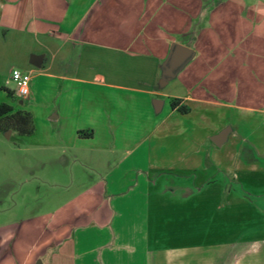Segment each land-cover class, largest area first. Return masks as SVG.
I'll return each mask as SVG.
<instances>
[{"label": "crops", "instance_id": "obj_1", "mask_svg": "<svg viewBox=\"0 0 264 264\" xmlns=\"http://www.w3.org/2000/svg\"><path fill=\"white\" fill-rule=\"evenodd\" d=\"M227 1L249 9L258 29H181L186 0H0V34L28 52L20 66L31 74L29 102L44 92L47 122L23 136L19 148L34 160L13 162L0 191L1 207L12 201L0 215V264H264V209L238 220L235 198L218 202L219 191H235L236 159L206 169L184 152L154 159L149 146L163 126L184 147L188 131L193 148L241 144L231 125L204 134L203 110L264 117V0ZM191 40L194 65L161 86L172 44ZM32 54H44L42 67ZM29 112L36 123L39 111ZM224 129L219 146L212 137ZM43 181L59 191L33 214ZM31 182L35 191L24 190Z\"/></svg>", "mask_w": 264, "mask_h": 264}, {"label": "rangeland", "instance_id": "obj_2", "mask_svg": "<svg viewBox=\"0 0 264 264\" xmlns=\"http://www.w3.org/2000/svg\"><path fill=\"white\" fill-rule=\"evenodd\" d=\"M213 8L214 10L216 9V12L218 8V22H213L214 18L210 15ZM248 12L249 9L239 8L237 5H233L227 0H202L198 2H196V0H186L185 10L182 12L185 15L182 18L181 29H191L190 31L192 33H195L196 29H211L212 27H218L220 29H258V18L254 15L250 16ZM214 20H216V17ZM172 22H175V19H172ZM177 28L179 29V27ZM176 38L177 41H180L178 36H176ZM13 39V35L7 33L0 34V104H11L17 110L39 111V115H37L36 123L34 121V125L38 127L40 135L42 128L47 123L43 120L44 115L40 105V102L45 98L44 92L39 91L38 94L35 95V99H32L31 102H29L30 97L33 98V96L28 95L27 97H22L19 94L17 84L12 79V71L14 69H19L28 72L20 66V63L24 62L23 57L27 55L28 52L23 51V46L20 43L14 42ZM186 46L195 50V43L192 40L189 41ZM194 63L195 62H189L186 69L192 67ZM179 74L180 72L176 77H179ZM171 83L169 87H172L173 84ZM48 93H50V91ZM48 97L49 95H47V98ZM21 100H23V103H21ZM37 102H39V104H37ZM221 108L206 111L203 110L202 113L204 118L202 117V125L204 131L202 132L206 134L209 128L217 126L218 123L227 124L226 127L231 125L237 131L236 139L238 142H241L240 145L236 144L230 146L229 143H226L223 147H216L209 139H207L201 146L198 143V147H189L192 138L191 132L188 131L186 136L189 140V146L184 147L182 144L183 136L167 137L163 134L165 128V126H163L149 138L151 156L154 159L159 157L160 159H163L164 152H167L170 156L172 155L171 157L173 158H175L174 154H176V152H184V155L186 154V156L194 154L199 161L202 159L203 166L206 169L209 167L212 168L211 162L216 161L217 157L219 158L217 159V162H222L219 164L222 168H224V162L230 163L233 159H236V170L232 172L231 175L234 180V186L232 187L235 188V191H229L230 195L228 192V195L224 196H221L223 191H219L218 202L219 204H224L228 202V198H235L232 200L237 204L238 211L236 212V216L238 220L239 215L245 216L243 214H247L246 216L248 217H258L264 209L262 208V205L264 204V202H262L264 201V196H261L264 191L261 190L262 186H260V184L264 183V175L258 173V170L259 172L261 170L264 171V117L254 116V114H250L251 116L248 117L245 112L239 111L238 109ZM165 115L166 110L161 117ZM170 121H172V119ZM183 121L184 124H187L188 126L193 125L195 122L192 117L184 118ZM8 131H11L9 137L7 135ZM24 139L25 138L16 130L7 129L0 131V191L4 190V180L7 177L16 174L13 162L19 163V159H22L26 154L25 157L28 158L29 162L34 160V158L30 156L33 154L32 152H34V150L26 152V149L19 148ZM48 163L47 168H51V162ZM238 164H240V167L237 166ZM35 168L37 169V174L41 175V169H39V167ZM17 176L19 177V174ZM221 180L225 181L224 178H221ZM38 183L41 185L42 194L41 196L39 195V198L35 199L37 204L34 203L33 206H38V210L34 211L33 214L39 211H47L50 207V205L46 203L48 200L47 197L52 192L59 191V189H57L56 186H53L50 181ZM172 183H176V181H173ZM35 187L36 182H31L23 186L24 190L28 189V191H35ZM226 193L227 190L225 194ZM9 201L4 205L5 208L12 203V201ZM189 201H191L190 197H188V202ZM193 201L195 200L193 199ZM200 201V197H197V203H200ZM205 202V208H213V202H211V200ZM4 207L0 206V209L3 210L0 212L1 216L4 215L5 209H2ZM251 232L256 234L255 232L257 231L253 228Z\"/></svg>", "mask_w": 264, "mask_h": 264}, {"label": "water", "instance_id": "obj_3", "mask_svg": "<svg viewBox=\"0 0 264 264\" xmlns=\"http://www.w3.org/2000/svg\"><path fill=\"white\" fill-rule=\"evenodd\" d=\"M195 51L190 47L180 44L173 43L170 52L162 65V73L160 85L165 86L174 79L178 73L193 59ZM44 54H32L30 62L36 67H42L44 61ZM11 131L7 132L8 137ZM228 129H224L217 133L212 140L217 145H222L226 140Z\"/></svg>", "mask_w": 264, "mask_h": 264}, {"label": "trees", "instance_id": "obj_4", "mask_svg": "<svg viewBox=\"0 0 264 264\" xmlns=\"http://www.w3.org/2000/svg\"><path fill=\"white\" fill-rule=\"evenodd\" d=\"M173 108H178L180 112H187L186 106L180 105L179 99H173L171 102ZM12 129L16 130L22 136L31 135L35 131L33 116L29 111L14 110L8 103L0 104V131Z\"/></svg>", "mask_w": 264, "mask_h": 264}, {"label": "built area", "instance_id": "obj_5", "mask_svg": "<svg viewBox=\"0 0 264 264\" xmlns=\"http://www.w3.org/2000/svg\"><path fill=\"white\" fill-rule=\"evenodd\" d=\"M13 71H12V79L17 84V88H18L19 94L22 97H27L30 94L31 74L28 73V72H24V71L19 70L18 76H14L13 75ZM25 76L29 77V79L27 80L26 84L23 83ZM22 87L25 88V91H23V92L21 91Z\"/></svg>", "mask_w": 264, "mask_h": 264}, {"label": "clouds", "instance_id": "obj_6", "mask_svg": "<svg viewBox=\"0 0 264 264\" xmlns=\"http://www.w3.org/2000/svg\"><path fill=\"white\" fill-rule=\"evenodd\" d=\"M18 74H19V70L18 69H14V71H13V75L14 76H18ZM29 79V77L28 76H25V78H24V84H26V82H27V80ZM21 91L23 92V91H25V88L24 87H22L21 88Z\"/></svg>", "mask_w": 264, "mask_h": 264}]
</instances>
